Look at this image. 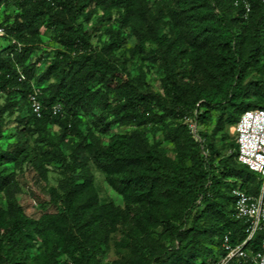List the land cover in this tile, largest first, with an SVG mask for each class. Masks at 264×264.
<instances>
[{
    "label": "trees",
    "instance_id": "obj_1",
    "mask_svg": "<svg viewBox=\"0 0 264 264\" xmlns=\"http://www.w3.org/2000/svg\"><path fill=\"white\" fill-rule=\"evenodd\" d=\"M54 2L0 0L1 39L9 41L0 46V140L6 116L25 111L17 118L20 134L41 143L34 157L21 142L16 155L0 156V264H119L103 259L120 224L126 231L116 248L128 252L129 264H212L224 255V236L233 244L246 237L232 190L255 195L261 188L259 174L237 160L236 137L225 155L214 138L229 139L246 111L264 110V3L176 0L165 13L164 0ZM102 28L107 39L94 45ZM43 29L56 47L44 48ZM128 29L138 37L133 72L116 56ZM148 66L163 73L161 93L152 90ZM36 90L41 117L29 101ZM57 104L62 109L54 114ZM86 116L105 133L114 125L132 131L106 143L83 129ZM212 124L210 135L203 128ZM161 132L171 135L173 155L157 140ZM90 162L121 193L124 208L100 203ZM26 163L35 186L25 195L40 215H29L21 201ZM50 164L64 169L58 187L47 185ZM36 192L46 200L35 202ZM262 238L248 248L258 250Z\"/></svg>",
    "mask_w": 264,
    "mask_h": 264
},
{
    "label": "rangeland",
    "instance_id": "obj_2",
    "mask_svg": "<svg viewBox=\"0 0 264 264\" xmlns=\"http://www.w3.org/2000/svg\"><path fill=\"white\" fill-rule=\"evenodd\" d=\"M176 4V0H164V4L162 6L163 11L167 13L169 7H173ZM95 16L93 20L86 24L87 27L91 30L96 25ZM110 25L115 29L118 30L117 23H110ZM123 35L126 38V44L125 47L121 52H117L116 56L117 58H120V61L126 64L127 69L130 71H134L136 66L140 64V58L138 55L133 57V53L131 49H134L137 47L138 43V37L134 30L128 29L127 31H123ZM99 38L102 40H106L107 36L104 34V29L102 28L99 31H95L93 33L92 43L94 45L99 44ZM42 40L44 48H54L57 46L56 41L53 38V35L51 32H48L46 30H42ZM9 44V41L3 40L0 38V46H6ZM125 54V56H123ZM146 71H149L147 74L148 79L151 82L152 90L157 93L162 92V79H163V73L159 67H146ZM193 79L189 83H192ZM5 101V98L2 94H0V104H3ZM26 112L23 111L20 115V113L14 114L12 117H7L5 119V123L3 126V132L5 137L0 140V156L6 152L12 153L13 155H16L20 151V147L18 142H21L24 145V150L27 149L28 154H30L31 157H34V155L39 151V148L41 146L40 139L37 135H33L30 132H24L22 134L21 131L23 130L22 125L20 124L19 120L17 119L18 116H25ZM234 126L229 128V139H223V136L221 134L217 135V137L214 138L217 147L220 149V152L222 155L225 154H231V143L235 141V135H234ZM84 130L86 129H92L97 136H101L104 142L108 143L111 138H113L115 135L118 134H128L132 131V127H121L118 125H114L111 127V129L105 133L100 125L95 122L94 118L92 116H86V125L83 127ZM204 130H206L210 135H213V129L214 124H212L211 127H204ZM57 128H53L52 132L56 133ZM149 138L151 141L154 140V138L149 135ZM157 140L160 141L164 148L167 149L169 155H173L176 150V145L172 141L171 135H169L167 132H161L159 133ZM16 158V157H14ZM18 158V157H17ZM15 163L12 164H3L2 167L8 168L14 166ZM91 173L94 177L95 186L97 189V195L99 198V201L101 204H109L113 208H124V198L121 195V193L111 187L107 182L106 175L97 168L93 162L89 163ZM19 165L16 168L17 172H19ZM24 169V175L20 177V187H18L19 191L22 190L21 194V201L22 204L27 206V213L29 215H40L41 210L38 206H31V200L27 199L26 197V191L29 187H31L33 184L32 181V172L31 167L29 163H26L22 166ZM49 173H48V179H47V185L49 187H58L62 181L65 179L66 175L64 172V169L60 165L56 164H50L48 166ZM35 186V185H34ZM35 196L37 199H35V202L40 204L42 201L46 200V197L42 195L40 192H36ZM34 200V197H33ZM33 205V204H32ZM6 207V201L5 199L0 195V208ZM130 217L132 216V213L129 214ZM126 229L123 225H119L116 232L111 234L110 241H109V249H108V256H106L103 261L104 262H116L119 264H129L127 262L128 260V252H119L116 248V242H119L121 238L123 237Z\"/></svg>",
    "mask_w": 264,
    "mask_h": 264
},
{
    "label": "built area",
    "instance_id": "obj_3",
    "mask_svg": "<svg viewBox=\"0 0 264 264\" xmlns=\"http://www.w3.org/2000/svg\"><path fill=\"white\" fill-rule=\"evenodd\" d=\"M54 4V0H45ZM264 3V0H262ZM246 17L251 12V5L245 2ZM2 7H0V12ZM6 34L5 28L0 24V38ZM24 79V76H22ZM37 92L30 94L29 101L34 113L42 116L43 105L37 98ZM62 105L57 104L53 113L61 112ZM189 128L196 140L200 141L197 135V124L188 120ZM234 135L238 145L237 160L249 170L259 174L261 188L255 195L248 194L239 186L232 190L235 198V218L245 224V239L243 242L233 244L230 236H224L222 241V255L212 264H264V110L253 109L246 111L238 123L233 127ZM258 234H262L260 248L254 250L248 248ZM251 245V244H250Z\"/></svg>",
    "mask_w": 264,
    "mask_h": 264
}]
</instances>
